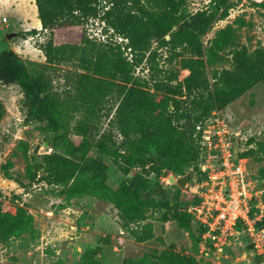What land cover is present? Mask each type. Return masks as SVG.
Here are the masks:
<instances>
[{
  "label": "trees",
  "instance_id": "16d2710c",
  "mask_svg": "<svg viewBox=\"0 0 264 264\" xmlns=\"http://www.w3.org/2000/svg\"><path fill=\"white\" fill-rule=\"evenodd\" d=\"M34 1L41 29L48 33L41 49L46 64L76 59L81 69L74 86L61 100L54 94L51 81L28 74L17 54L11 50L0 53V81L17 85L29 101L26 122L43 123L54 133L50 141L53 152L46 154L41 164L46 173L43 180L52 185L97 188L118 204L121 227L128 230L136 242L154 237L151 226L142 224L147 208L160 211L163 222L194 223L201 237L205 228L187 212V207L197 203V198L189 195L186 209L181 213L177 203L170 204L166 192L175 189L173 199L178 202L182 188L177 184H156L150 188L149 177H159L162 173L165 177L170 173L181 176L192 169L191 183L193 179H205L208 152L201 145L202 129L198 127L204 125L213 111L222 114L227 106L257 84L264 85V46L248 52L245 46L235 47L228 29L219 32L210 48L234 47L230 53L232 68L216 70L210 80L200 59L201 38L213 18L227 16L231 8L229 0H211L209 12L198 11L186 16L183 28L177 29L175 26L185 18L182 15L185 0ZM250 4L264 9V0ZM89 19L102 21L104 31L112 30L127 41L125 46L123 42L89 39L83 29ZM37 34L38 31L32 29L23 36ZM152 41L173 53L181 49L175 55L183 57L181 67L189 72L183 82L178 81L177 71L162 74V70L156 68L157 52L150 50ZM124 49L130 52L129 60L124 56ZM143 63L150 72L148 80L134 77L135 69ZM155 93L163 97L156 101ZM108 103L112 105L107 106ZM105 111L108 117L112 114L108 130L98 135L99 154L108 156L123 175L128 176L133 168L140 169L115 191L105 184L107 166L101 158L76 159L78 149L68 139L69 133L74 131L86 140L82 119L99 117ZM74 119H77L75 123ZM18 143V149L26 155V144ZM64 149L68 154L63 153ZM257 152L263 154L264 160V143L257 144ZM212 157H216L214 152ZM12 166L8 161L1 169L6 172ZM27 175L30 181L35 179L30 168ZM74 191L72 187L71 192ZM154 193L161 199L155 198ZM25 213L17 209L16 215L10 216L2 212L0 202V233L7 238L12 233L19 236L28 232L31 220ZM8 222L12 223L11 232L4 230ZM263 227L264 219L258 223L259 229ZM159 259L165 264H196L194 258L173 251H164ZM82 264L99 263L84 255Z\"/></svg>",
  "mask_w": 264,
  "mask_h": 264
},
{
  "label": "rangeland",
  "instance_id": "374dc122",
  "mask_svg": "<svg viewBox=\"0 0 264 264\" xmlns=\"http://www.w3.org/2000/svg\"><path fill=\"white\" fill-rule=\"evenodd\" d=\"M229 1L231 8L227 16L223 19L213 18L201 38L200 59L210 80L216 70L232 68L230 53L234 47L228 45L222 50L210 48L219 32L228 29L236 43L235 47L245 46L248 52L264 46V9L245 0ZM210 2L211 0H185L182 13L185 18L182 17L174 29L183 28L182 23L188 15L198 11L209 12ZM32 8L35 13L33 4L30 5V13ZM35 17V14L31 15L18 8L16 0H0V53L3 50L13 51L23 60L28 74L51 81L54 94L63 100L66 91L71 90L77 74L81 72L80 65L76 59L46 64L41 49L48 33L40 29L37 36H23L26 32L22 31L26 27L25 23L29 21L31 25ZM83 29L91 40L123 42V46L127 43L112 30L105 32V24L98 19L87 20ZM150 50H156L155 66L162 70V74L168 70L177 71L178 81L183 82L189 72L181 67L180 60L183 57L175 55L181 49L173 53L167 47L152 41ZM124 52L129 60V50L124 49ZM149 73L147 64L143 63L135 69L134 77L148 80ZM162 97L161 93H155L156 101ZM110 105L112 103L107 104ZM28 108L29 101L17 85L0 81L1 210L15 216L17 209H22L31 220V229L19 236L12 233L5 238L0 233V264H82L84 255L93 257L99 264H165L164 260L159 259L164 251L192 257L196 264H264V252L259 253L260 249L245 233L238 235L221 255L214 256L211 251L202 250L194 223L163 222L160 211L152 208L145 209L142 224L151 226L154 237L142 243L136 242L130 232L121 227L118 204L98 192L97 188L87 185L77 187V184H48L43 180L46 173L41 169V164L44 156L53 152L50 141L54 138V133L51 127H46L43 123L26 122ZM68 109L71 107H67ZM106 112L96 118L93 115L82 119L86 140L74 131L69 133L68 139L78 149L76 159L101 158L107 166L105 184L115 191L140 169L133 168L128 176L123 175L108 156L99 154L96 146L98 135L108 130L112 114L108 117ZM222 116L235 133L234 137L239 138L234 146L236 152L246 154L252 180H257L256 184L264 190L263 154L257 152V144L264 143V85L257 84L227 106ZM76 121L74 119L73 123ZM244 121L249 123L239 131ZM19 141L26 144V155L18 149ZM63 153L68 154V150L64 149ZM8 161L13 166L4 172L1 166ZM28 168L35 173L33 181L27 175ZM169 175L178 177L173 173ZM165 178L163 173L159 177L150 175L149 187L164 184ZM187 184H192L190 178ZM72 187L74 192H71ZM175 192V189H169L166 196L171 205L177 203V208L182 213L186 209L189 190L182 188L178 202L173 199ZM153 196L161 199L159 194L154 193ZM262 199L264 201V192ZM11 226L12 223L8 222L4 225V230L10 231ZM259 245L264 247V242H259Z\"/></svg>",
  "mask_w": 264,
  "mask_h": 264
},
{
  "label": "built area",
  "instance_id": "2783aa9c",
  "mask_svg": "<svg viewBox=\"0 0 264 264\" xmlns=\"http://www.w3.org/2000/svg\"><path fill=\"white\" fill-rule=\"evenodd\" d=\"M198 129H202L201 145L208 152L206 177L201 181L193 179L183 189H188L189 195L198 200L187 207V212L205 228L200 237L202 250L221 255L238 235L245 233L260 249L259 253H263L264 247H259V242H264V227L259 229L258 223L264 219V190L256 184L257 180H252L248 159L234 148L239 138L234 137L235 133L218 111H213ZM164 184H169L167 177Z\"/></svg>",
  "mask_w": 264,
  "mask_h": 264
},
{
  "label": "crops",
  "instance_id": "0c3cea01",
  "mask_svg": "<svg viewBox=\"0 0 264 264\" xmlns=\"http://www.w3.org/2000/svg\"><path fill=\"white\" fill-rule=\"evenodd\" d=\"M16 3L18 4V8H21L22 10H24L25 12H28L30 14V5L33 4V7L35 8V19L32 21L31 25H30V22L28 21L27 23H25L26 27L24 29H22V31H30L32 29H36L38 31V34H39V31L41 29V23L37 17V9H36V5H35V1L34 0H16ZM6 22V21H5ZM42 32H45L41 29Z\"/></svg>",
  "mask_w": 264,
  "mask_h": 264
},
{
  "label": "water",
  "instance_id": "95a60500",
  "mask_svg": "<svg viewBox=\"0 0 264 264\" xmlns=\"http://www.w3.org/2000/svg\"><path fill=\"white\" fill-rule=\"evenodd\" d=\"M249 122L244 121L241 126L239 131ZM194 175L193 170H189L186 174L182 175V176H178V177H174L173 175H169L168 177V182L170 184H177L180 188H184L187 185L188 179L192 178Z\"/></svg>",
  "mask_w": 264,
  "mask_h": 264
},
{
  "label": "bare ground",
  "instance_id": "6f19581e",
  "mask_svg": "<svg viewBox=\"0 0 264 264\" xmlns=\"http://www.w3.org/2000/svg\"><path fill=\"white\" fill-rule=\"evenodd\" d=\"M30 14H31V15L35 14L33 8H32V10H31V13H30ZM33 17H34V16H33Z\"/></svg>",
  "mask_w": 264,
  "mask_h": 264
}]
</instances>
